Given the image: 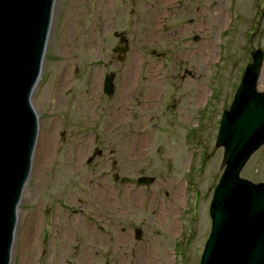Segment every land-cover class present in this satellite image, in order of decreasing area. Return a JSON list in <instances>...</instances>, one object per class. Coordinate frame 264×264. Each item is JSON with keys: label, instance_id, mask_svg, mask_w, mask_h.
<instances>
[{"label": "rangeland", "instance_id": "374dc122", "mask_svg": "<svg viewBox=\"0 0 264 264\" xmlns=\"http://www.w3.org/2000/svg\"><path fill=\"white\" fill-rule=\"evenodd\" d=\"M104 1L54 2L41 73L31 96L38 136L18 205L10 264H102L85 254L89 249L83 228L93 225L94 200L105 209L128 208L139 220L126 225H140L145 231V258L118 264H199L211 226L209 204L222 173L223 151L215 148L219 122L251 52L264 53V0H109L106 11ZM66 23L74 24V40L64 47ZM114 33L123 34L125 54L113 52L123 46ZM132 63L135 75L127 82ZM110 73L114 91L107 96L103 81ZM260 88L264 91V62ZM121 102L124 115L115 119L114 108ZM96 146L104 157L86 166ZM111 150L119 161L114 171L124 176L128 174L121 163L129 152V192L123 195V185L102 178L113 171L105 158ZM140 169L154 184L142 188L133 183L132 172ZM241 176L264 182V146ZM111 187L115 190L108 198ZM100 192L107 198L104 203L96 195ZM197 194V223L184 230L180 243L178 220L183 215L188 225L185 215ZM67 197L82 204L64 205ZM48 221L51 230L64 231L60 263L51 258L58 249L44 253Z\"/></svg>", "mask_w": 264, "mask_h": 264}, {"label": "water", "instance_id": "95a60500", "mask_svg": "<svg viewBox=\"0 0 264 264\" xmlns=\"http://www.w3.org/2000/svg\"><path fill=\"white\" fill-rule=\"evenodd\" d=\"M55 0H0V264H10L18 204L38 135L31 95L39 80ZM263 53H252L215 147L223 148L209 206L211 231L200 264H264V182L240 177L264 145ZM106 76L104 92L113 91ZM94 157V156H93ZM149 184L150 181L139 182ZM196 197L194 210L196 212Z\"/></svg>", "mask_w": 264, "mask_h": 264}, {"label": "flooded vegetation", "instance_id": "af4514ba", "mask_svg": "<svg viewBox=\"0 0 264 264\" xmlns=\"http://www.w3.org/2000/svg\"><path fill=\"white\" fill-rule=\"evenodd\" d=\"M136 145H133L135 147ZM97 147V146H96ZM95 148V147H94ZM98 148V147H97ZM99 149V148H98ZM97 157L98 158L104 157V151L101 149L97 150ZM114 151L111 150L108 156H105V158L110 159L109 160V168L112 171V173L108 176L105 175V173L102 175V178L110 179L113 183L119 182L121 185H123V191L127 190V193L129 192L128 186L130 184L129 178V152L128 156L125 159L123 157L121 166L124 167V172L128 174V176L121 175L117 169L115 168L118 166L119 161L115 160L113 158ZM94 160V161H95ZM93 161V162H94ZM93 162L89 165H87V162L85 161L86 166H91ZM107 164V163H105ZM136 178H134L133 183L137 185L142 177L149 175L144 174L143 170L140 169L136 173L132 172ZM120 175V176H119ZM108 177V178H107ZM155 182V181H154ZM154 182L152 184H154ZM111 193L109 194L108 198L111 197V194L113 190H115L114 187H111ZM119 190V188H118ZM116 198L118 199L119 194L116 192ZM99 195L101 198V201L104 203L107 201V198L104 195L103 192H100ZM164 196L168 197V193H164ZM69 202H77L79 204H82V200H74L69 197L65 199L63 202L64 205H68ZM110 206V205H109ZM108 206V210L103 207L102 204H100V200H94L93 203H91L90 207L93 208V213L90 215L93 219L90 220V222H93V225H85L83 228L84 231V240H85V248L89 249L88 251H85V254L94 260L102 262V264H110L111 262L114 264L122 263L123 261L130 262L133 260H140L145 258L146 253L143 252L145 250V246L143 245V238L145 236V231L143 230V226L136 225V226H129L126 225L128 223H136L139 219L136 214L130 216L129 210H122V209H114L113 206L110 208ZM71 213H75L73 210H71L69 207L65 208ZM49 211V210H48ZM44 216L48 219L47 211L44 212ZM187 223L188 228H190L191 225H193V204L191 205L190 212H187ZM46 219V220H47ZM51 221L47 222L46 226V233H45V241H44V253L47 252V250L53 248L58 249L57 252H54L51 258H56L57 261L60 263L61 261V254L60 250L63 249L62 241H63V235L64 231L59 228H51L50 225ZM120 223H123V225H120ZM137 236L139 239H137ZM147 245V244H146ZM148 246V245H147ZM70 248V247H69ZM76 253V252H74ZM57 255V256H56ZM58 264V263H57Z\"/></svg>", "mask_w": 264, "mask_h": 264}, {"label": "bare ground", "instance_id": "6f19581e", "mask_svg": "<svg viewBox=\"0 0 264 264\" xmlns=\"http://www.w3.org/2000/svg\"><path fill=\"white\" fill-rule=\"evenodd\" d=\"M105 3V6L103 7L104 10L106 11L107 8H108V5H109V0H105L104 1ZM108 4V5H106ZM153 21L155 24H157L159 21H160V16L159 14H156L153 18ZM107 24H108V19L106 18L102 24V29L103 31L105 30L106 31V27H107ZM74 29V24L68 26V23L65 24V27H64V36L62 37V45L65 47L67 46L68 43L71 42V40L73 38L72 36V30ZM76 37V35L74 36ZM89 41H92L91 37L89 38ZM207 48H204L203 51L207 54H210V51L209 50H206ZM70 50H67V49H64V53L65 52H69ZM134 75H135V64L132 63L130 69H129V72H128V75L126 77L127 79V82H130L133 78H134ZM94 77V76H93ZM63 78L67 79L68 78V72H66V74L63 76ZM60 87V86H59ZM91 89L92 90H95L96 89V80H95V77L92 79V82H91ZM202 93H204V91H202ZM124 112H125V108H124V103L121 102L117 107L114 108V114H113V117L115 119H120L123 115H124ZM42 146H45L44 144L41 145V149H43V151L46 152L47 148L46 146L45 147H42ZM80 151V152H79ZM81 156V149H77V154H76V159L78 160ZM43 158H44V154H43ZM166 215V214H165Z\"/></svg>", "mask_w": 264, "mask_h": 264}]
</instances>
